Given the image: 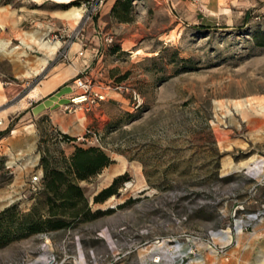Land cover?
<instances>
[{
	"label": "rangeland",
	"instance_id": "374dc122",
	"mask_svg": "<svg viewBox=\"0 0 264 264\" xmlns=\"http://www.w3.org/2000/svg\"><path fill=\"white\" fill-rule=\"evenodd\" d=\"M115 1L0 0V210L42 199V156L110 162L76 181L95 217L12 238L0 264H264V0H130L122 22ZM56 74L69 142L26 114ZM76 78L104 100L67 111Z\"/></svg>",
	"mask_w": 264,
	"mask_h": 264
},
{
	"label": "trees",
	"instance_id": "16d2710c",
	"mask_svg": "<svg viewBox=\"0 0 264 264\" xmlns=\"http://www.w3.org/2000/svg\"><path fill=\"white\" fill-rule=\"evenodd\" d=\"M130 0H116L110 12L118 21L125 20ZM264 37V34L262 35ZM62 140L70 139L64 134ZM60 165L51 163L47 156L39 159L42 196L26 213H18L15 205L0 210V246L12 238L28 234L47 232L69 226L74 220H85L96 216L91 212L76 181H85L99 173L110 162L96 147L75 148L68 157H62ZM116 181L101 189L93 201L105 199L115 192Z\"/></svg>",
	"mask_w": 264,
	"mask_h": 264
},
{
	"label": "crops",
	"instance_id": "0c3cea01",
	"mask_svg": "<svg viewBox=\"0 0 264 264\" xmlns=\"http://www.w3.org/2000/svg\"><path fill=\"white\" fill-rule=\"evenodd\" d=\"M85 63L79 66L78 71H81ZM66 81L61 74H56L38 82L26 95L30 102V108L27 111V117L36 119L41 115L50 114L51 119L57 124L60 133H65L61 125L57 122V117L51 115V107L57 103L67 101L69 95L65 89L67 86H62Z\"/></svg>",
	"mask_w": 264,
	"mask_h": 264
},
{
	"label": "built area",
	"instance_id": "2783aa9c",
	"mask_svg": "<svg viewBox=\"0 0 264 264\" xmlns=\"http://www.w3.org/2000/svg\"><path fill=\"white\" fill-rule=\"evenodd\" d=\"M81 55V53H79ZM74 88L78 90V93L72 96L68 100L65 109L67 111L84 109L87 110L89 107L96 105L97 103L104 100L103 95L93 92L86 80L82 78H76L73 83ZM131 105L134 109L138 108L141 104V100L135 92H131ZM40 174L32 175L28 180V187L31 191H37L40 189ZM53 260V258H52Z\"/></svg>",
	"mask_w": 264,
	"mask_h": 264
}]
</instances>
